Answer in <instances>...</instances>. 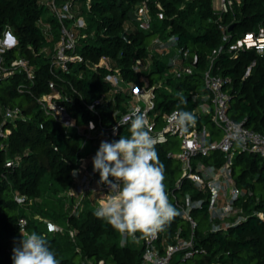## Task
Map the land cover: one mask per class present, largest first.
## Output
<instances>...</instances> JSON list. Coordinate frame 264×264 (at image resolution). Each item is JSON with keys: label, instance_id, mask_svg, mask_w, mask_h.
<instances>
[{"label": "trees", "instance_id": "1", "mask_svg": "<svg viewBox=\"0 0 264 264\" xmlns=\"http://www.w3.org/2000/svg\"><path fill=\"white\" fill-rule=\"evenodd\" d=\"M75 1L79 14L87 21L83 29L86 36L77 48L83 61L70 62L64 71L52 62L61 36L60 24L44 1L0 0V36L9 26L18 40L16 47L2 54L1 65L10 68L13 60L24 57L34 69L31 79L23 69H17L0 80V107H20L25 116L5 123L10 133L2 139L3 146L0 144V264H13L12 250L25 235L21 217L27 219L28 234L35 231L47 237L59 264L141 261L142 246L133 241L122 245L121 234L94 215L97 207L91 200L85 201L79 214H73L74 199L60 196L73 184L71 172L79 164L82 142L75 129L67 133L63 125L40 108L38 98L53 92L51 82L78 124L92 121L95 126H113L128 112L130 97L121 89L114 92L107 74L119 69L124 85L132 82L152 86L161 80L163 85L156 88L154 111L160 125L163 115L180 103L178 93L185 97L186 103L180 105L184 111L192 112L203 103L201 97L194 99L193 95L207 92L203 72L214 58V71L232 80L228 86L232 90L230 116L238 121L246 119L248 127L264 133V53L251 48L234 56L228 51L238 38L257 31L259 26L264 28V0H243L235 13L225 14L221 20L213 0H148L152 20L147 28L135 16L136 7L144 0ZM47 12L49 15L45 16ZM222 23L233 25L227 42ZM173 36L178 38L176 46L189 49V62H196L195 74L167 77L168 60L157 53L152 54L150 71L135 70L137 59L149 55L156 37L167 40ZM103 58L108 60L107 65L100 64ZM112 93L114 100L107 106L99 104L95 112L87 107L103 94ZM195 117L199 124L204 123L215 135H221L209 115ZM3 120L0 108V123ZM128 129V123L120 125L119 133L109 142L128 136ZM178 149V139L156 144L165 165V188L180 175L179 160L168 155ZM10 159H19V163L8 167L6 162ZM233 171L237 185L246 190L236 202L246 218L227 230L210 231L206 213H197L205 221L199 223L197 233L208 253L184 261L186 264H264V217L259 215L264 213V157L237 153ZM16 193L26 195V202L18 203ZM48 221L61 225L63 230H50ZM178 223L176 218L173 226ZM70 229L77 231L75 239Z\"/></svg>", "mask_w": 264, "mask_h": 264}, {"label": "built area", "instance_id": "2", "mask_svg": "<svg viewBox=\"0 0 264 264\" xmlns=\"http://www.w3.org/2000/svg\"><path fill=\"white\" fill-rule=\"evenodd\" d=\"M48 6L51 14L60 24V39L54 47L52 62L60 69L67 71L70 62H81L83 57L77 52L80 40L86 36L83 29L87 27V21L79 14V5L75 0H43ZM243 0H220V12H216L219 20L225 14L235 13V9ZM163 17V14H159ZM136 18L148 27L152 20V14L148 0L142 1L135 9ZM224 32V41L231 39L229 26L220 24ZM177 37L173 36L167 42L176 46ZM154 47H153V45ZM165 42L156 37L149 48V55L137 59L134 68L137 72L150 71L153 63V51L163 47ZM18 45V40L7 26L0 36V80L13 75L17 69H23L28 78L34 77V69L28 59L17 58L11 62L10 68L1 65L2 54ZM156 46L158 48H156ZM178 47V46H176ZM254 48L258 53H264V28L259 26L257 31H250L238 38L229 47V53L237 56L240 50ZM190 51L188 48L178 47L177 53L170 57L167 77L183 78L195 74L196 66L189 62ZM106 58L101 60V65H107ZM214 58L203 72V81L206 93L193 95L194 99L201 97L203 103L191 113L202 119L203 116L210 117L211 121L220 130L221 135H215L204 123L199 124L197 120L188 127L187 131H181L171 119L172 112L163 115V123L157 124L156 88L163 85V81H157L154 85L138 86L132 82L124 85L125 81L119 69L107 74L114 92L121 89L128 93L129 109L120 120L113 126H95L94 130L86 124H78L65 103L62 102L63 95L56 90L54 82L50 83L53 92L38 98L40 108L46 114L55 118L69 133L75 129L81 138L80 153L82 154L79 164L71 174L73 184L63 191L60 196L66 199H74L72 213L79 214L85 201L91 200L98 208L101 201L110 195V189L105 184L99 183V172L93 171V157L95 156L102 141L109 142L111 138L119 133V123L133 111L145 115L151 128V135L157 140L156 144L168 142L169 136H175L179 140V149L170 151L168 155L179 160L180 175L170 187L165 188L169 201L178 210L179 214L155 235L142 236L137 233V239L125 238L121 235V244L129 241L142 246L141 261L139 264H178L198 255L208 253L206 247L201 243L197 233L199 222L196 214L206 213L210 231L227 230L236 225L246 217L237 207V200L246 190L237 185L234 177L233 162L237 153H255L264 157V133L251 129L246 125V119L235 120L230 116L229 107L231 101V78L222 76L214 71ZM251 66L247 74L250 73ZM144 77V76H142ZM22 85H20L21 88ZM112 94H103L92 103L87 104L91 111H96L97 105L107 106L112 102ZM3 111L4 120L0 123V144L4 137L10 133L5 123L15 121L17 118H25L20 107H0ZM93 123V122H92ZM43 127V125H41ZM115 129V132H114ZM209 158L210 160H208ZM19 159H10L6 162L8 167L16 166ZM74 170L76 175H73ZM110 179H112L110 177ZM15 199L18 203H25L27 196L16 193ZM69 206V204H67ZM259 215L263 218L264 213ZM179 219L177 227L174 220ZM181 221V222H180ZM52 231H62L61 225L48 221ZM27 219L20 218V226L23 234L28 235L26 228ZM75 239L77 231L69 230ZM103 264V260L99 262Z\"/></svg>", "mask_w": 264, "mask_h": 264}, {"label": "clouds", "instance_id": "3", "mask_svg": "<svg viewBox=\"0 0 264 264\" xmlns=\"http://www.w3.org/2000/svg\"><path fill=\"white\" fill-rule=\"evenodd\" d=\"M177 95L180 103L171 119L181 131H187L196 117L181 109L186 100L183 93ZM125 123L129 124L130 134L121 135L117 141H102L93 157V171L99 172V183L110 189V195L100 202L94 215L126 239L135 240L137 233L155 235L179 212L165 191V165L145 115L133 111L119 125ZM89 128L94 130V123L89 122ZM76 174L74 170L73 175ZM12 251L13 264H59L47 237L35 231L22 235Z\"/></svg>", "mask_w": 264, "mask_h": 264}, {"label": "rangeland", "instance_id": "4", "mask_svg": "<svg viewBox=\"0 0 264 264\" xmlns=\"http://www.w3.org/2000/svg\"><path fill=\"white\" fill-rule=\"evenodd\" d=\"M213 6H214V10H215V13L216 12H220V9H221V2H220V0H213ZM159 7L161 8V5H159ZM49 15V12H47L46 14H45V16H48ZM142 27H144V25H142ZM145 28V27H144ZM164 42H165V44H164V46L163 47H159V49L157 50V49H155L153 52L154 53H157L158 55H160V56H163L164 58H167V60H168V63H170V57H171V55H173L174 53H177V51H178V47H176V46H174V45H170V43L169 42H167L168 41V39L167 40H163ZM153 45V44H152ZM153 47H154V45H153ZM157 46H156V48H158ZM170 70V69H169ZM169 139H173V140H175V139H177L175 136H169ZM197 220H198V222L201 224V223H205V221L204 220H201V218L200 217H197ZM53 223V222H52ZM207 225L208 224H204V226L203 227H207ZM178 264H186L185 262H179Z\"/></svg>", "mask_w": 264, "mask_h": 264}, {"label": "water", "instance_id": "5", "mask_svg": "<svg viewBox=\"0 0 264 264\" xmlns=\"http://www.w3.org/2000/svg\"><path fill=\"white\" fill-rule=\"evenodd\" d=\"M232 28H233V25H231V26L229 27V31H231ZM195 64H196V62L194 63V65H195Z\"/></svg>", "mask_w": 264, "mask_h": 264}, {"label": "crops", "instance_id": "6", "mask_svg": "<svg viewBox=\"0 0 264 264\" xmlns=\"http://www.w3.org/2000/svg\"><path fill=\"white\" fill-rule=\"evenodd\" d=\"M107 62H108V60H107Z\"/></svg>", "mask_w": 264, "mask_h": 264}]
</instances>
